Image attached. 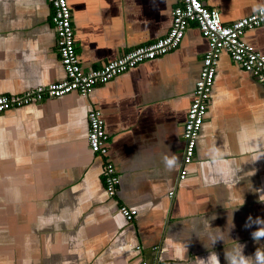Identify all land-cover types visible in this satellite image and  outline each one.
<instances>
[{"label": "crops", "instance_id": "crops-1", "mask_svg": "<svg viewBox=\"0 0 264 264\" xmlns=\"http://www.w3.org/2000/svg\"><path fill=\"white\" fill-rule=\"evenodd\" d=\"M81 66H101L164 36L177 0H67ZM231 23L264 0H204ZM48 0H0V95L64 78ZM243 40L264 54V24ZM208 40L179 46L83 96L0 113V264H255L264 250V87L226 51L195 155L180 180L182 124ZM101 112L120 175L107 196L104 159L88 145ZM173 192L172 195H169ZM137 214L127 221L118 207Z\"/></svg>", "mask_w": 264, "mask_h": 264}, {"label": "built area", "instance_id": "built-area-1", "mask_svg": "<svg viewBox=\"0 0 264 264\" xmlns=\"http://www.w3.org/2000/svg\"><path fill=\"white\" fill-rule=\"evenodd\" d=\"M48 2L52 8L51 21L54 25L64 78L20 94L0 95V113L47 98H59L72 92L87 96L96 85L108 82L141 62L176 49L187 27L191 23L195 24L208 40V48L203 55L199 74L194 83L192 100L182 124L181 137L184 144L178 176L182 180L187 175L186 166L192 162L195 155L220 54L226 51L234 62L250 72L264 87V54L243 40L246 30L264 24V6L231 23H223L219 10L208 7L204 0H177L172 11L171 26L164 36L150 43L129 48L101 66L85 70L80 64L76 51L71 10L67 0H48ZM87 120L89 148L93 153L103 157L104 188L107 196L115 199L120 175L108 159V134L105 131L103 116L99 110L91 108L87 113ZM172 194L173 192L169 193ZM118 210L127 221L134 220L137 214L136 209L125 204L119 205ZM141 264L146 262L142 261Z\"/></svg>", "mask_w": 264, "mask_h": 264}, {"label": "clouds", "instance_id": "clouds-1", "mask_svg": "<svg viewBox=\"0 0 264 264\" xmlns=\"http://www.w3.org/2000/svg\"><path fill=\"white\" fill-rule=\"evenodd\" d=\"M260 237H264V230H257L253 233V239L258 240ZM233 264H237V262H233ZM238 264H248L247 258H242ZM255 264H264V250L257 249L255 253Z\"/></svg>", "mask_w": 264, "mask_h": 264}]
</instances>
